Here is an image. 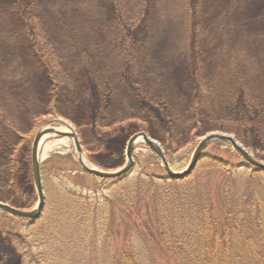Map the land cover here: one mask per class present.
Instances as JSON below:
<instances>
[{
    "label": "rangeland",
    "instance_id": "rangeland-1",
    "mask_svg": "<svg viewBox=\"0 0 264 264\" xmlns=\"http://www.w3.org/2000/svg\"><path fill=\"white\" fill-rule=\"evenodd\" d=\"M55 119L71 124L103 171L125 164L141 131L176 170L213 131L264 161V0H0V201L37 205L33 140ZM210 154L233 164L234 177L211 171ZM134 159L127 178L102 183L70 138L52 136L41 156L44 211L32 226L6 220L15 230L0 253L20 244L30 250L23 264H107L134 249L148 264H167L158 223H175L187 245L186 224L204 207L223 216L236 207L239 218L252 208L264 223V175L253 179L254 167L226 143L209 146L182 183L149 178L166 172L144 142ZM255 217L245 215L246 232Z\"/></svg>",
    "mask_w": 264,
    "mask_h": 264
},
{
    "label": "trees",
    "instance_id": "trees-1",
    "mask_svg": "<svg viewBox=\"0 0 264 264\" xmlns=\"http://www.w3.org/2000/svg\"><path fill=\"white\" fill-rule=\"evenodd\" d=\"M223 144H225V142L215 141L210 146L216 148L218 145ZM209 162L211 171H221L222 175L227 179L234 177L236 174V167L226 159H222L219 155L210 154ZM263 175L264 173L258 169L251 172V177L253 179L257 176L259 180ZM95 177L102 183L108 180L97 176ZM149 178H151L152 181L155 180V182L161 183H182L179 180H169L165 175L159 176L156 174L149 176ZM155 182L153 183L155 184ZM222 189H224V192L227 195L230 191L229 193L226 191L232 190L227 184H223L221 191ZM221 197L225 204L223 193H221ZM81 198L84 200L82 196L80 199ZM228 198L229 197L227 196V199ZM231 210L232 208H230L228 212H225V216H223L220 212L215 214L210 213L209 208L207 212L206 207H204L196 216L193 223L190 225L186 224V230L188 232L186 240L188 245L178 234L177 225L175 223L170 221L158 223L159 226H157V228L158 239L161 243L160 245L163 246V249L169 254L171 259V262L167 264H263L260 256L264 255V252L262 251L264 248L261 250L259 245L262 242V238H264L262 237L264 223L262 222L260 211L256 212L252 208H249V211L246 212V208H244L242 210L243 216L239 218L236 216L237 208L234 207V215ZM248 213L256 215V217L250 222L249 230L246 232L247 225L244 218ZM8 219L12 221L24 220L0 211V221H3V223H0V240H4L6 237H4L5 233L6 235H9L10 233L13 234V231L15 230V226H12L13 228H7L6 225H3ZM194 224H197L198 227L197 225L194 226ZM17 235L18 237H23L18 233ZM194 242L196 244H194ZM19 247L20 244H18L17 249L14 252L15 254L12 252H1L0 264L26 263L28 261L30 250L23 246L22 251L19 252ZM127 250L126 252H123L122 259L119 263L112 260L111 263L107 264H148L146 258L142 259L141 255L136 253L134 249ZM107 254H112L111 248L107 249ZM34 255L35 260L40 257L39 262L43 259L41 254L39 255L36 253ZM6 260L8 261L7 263H5ZM32 262L33 261L31 260L28 263L33 264ZM58 264H62V262L59 261Z\"/></svg>",
    "mask_w": 264,
    "mask_h": 264
},
{
    "label": "water",
    "instance_id": "water-1",
    "mask_svg": "<svg viewBox=\"0 0 264 264\" xmlns=\"http://www.w3.org/2000/svg\"><path fill=\"white\" fill-rule=\"evenodd\" d=\"M61 123L62 125L69 127L66 130L64 127H55L50 124ZM52 136L68 137L70 138L75 146L78 160L84 170L91 175H95L100 178H121L132 171L135 166L134 150L138 143L144 142L160 159L163 169L167 174V178L170 180H183L189 177L194 169L196 168L199 160L205 155L206 149L215 141H222L227 143L235 152H237L243 159L244 163L249 166H253L254 169L264 171V161L254 156L252 152L237 138L228 132L213 131L206 134L200 140L196 150L194 151L189 163L181 170H176L172 167L170 162L167 160L165 151L161 146L160 142L154 137L148 136L145 132H136L128 140L126 148V162L116 171H103L99 170L91 165L85 156L84 149L82 147L80 138L71 126V124L65 119H55L49 121L47 124L42 126L35 135L32 145V173L33 180L38 196V203L31 209H24L12 206L6 202L0 201V211L6 212L9 215L28 219L30 223H34L38 220L45 208L46 196L44 190V183L42 178L41 168V156L44 144L52 138Z\"/></svg>",
    "mask_w": 264,
    "mask_h": 264
}]
</instances>
